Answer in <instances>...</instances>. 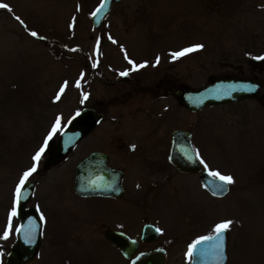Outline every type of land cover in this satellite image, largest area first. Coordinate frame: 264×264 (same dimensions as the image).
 <instances>
[{"label":"rangeland","instance_id":"374dc122","mask_svg":"<svg viewBox=\"0 0 264 264\" xmlns=\"http://www.w3.org/2000/svg\"><path fill=\"white\" fill-rule=\"evenodd\" d=\"M98 2L0 0L9 6L0 8V264L15 240L18 218L10 223L9 216L16 186L34 164L28 204L44 225L29 264H127L93 222L121 213L132 227L143 210L173 235L160 237L170 254L166 264H191V240L225 220L233 221L225 264H264V62L247 63L264 57V0H121L94 26L90 13ZM198 44L203 47L173 57ZM225 74L252 75L261 83L257 95L197 111L173 95ZM84 105L102 108L100 123L62 160L47 164L44 150L34 162L57 117L59 131L49 145ZM174 127L191 131L203 168L233 177L225 195H210L197 174L176 171L164 160ZM119 138L136 146L155 142L161 151L155 161L115 158L126 166L120 199L75 194L77 161L93 149L113 151ZM148 169L170 175L172 186L150 187ZM137 181L147 187L135 188Z\"/></svg>","mask_w":264,"mask_h":264},{"label":"water","instance_id":"95a60500","mask_svg":"<svg viewBox=\"0 0 264 264\" xmlns=\"http://www.w3.org/2000/svg\"><path fill=\"white\" fill-rule=\"evenodd\" d=\"M120 0H99L93 8L90 17L92 24L98 26L113 2ZM105 5L101 11L93 16L92 13ZM260 64L263 60H255ZM261 83L258 80L237 76L210 77L209 80L196 88L183 87L177 89L174 94L180 104L190 110H199L205 105L220 104L238 101L246 97L256 96ZM103 117V112L91 105H85L75 111L67 120L66 125L60 131L56 142L48 146L49 156L47 163H56L63 159L77 142L90 131ZM108 154L102 150H92L83 156L74 167L72 189L81 196L107 195L119 197L123 193L121 169L111 167L108 163ZM168 160L175 167L184 172H198V177L203 186L213 194L215 185L221 183L218 177H214L207 170L201 168L191 142V132L186 129L174 127L171 129V144ZM34 189V182L27 180L22 189V198L16 202V216L19 218L15 229V241L10 244L6 254L5 264H27L31 262L41 243L42 220L34 205H28ZM215 196H223L229 190ZM158 229L146 223L141 236L142 241L153 240L157 236ZM214 233L206 236H212ZM104 236L125 257H130L137 249L138 240L129 237L126 233L107 228ZM202 236V237H206ZM201 237L195 239L194 244ZM215 240H205L196 245L191 256V264H225L227 231L224 235V259L218 258V250L215 248ZM191 244V245H192ZM165 250L163 248H151L139 251L134 255L129 264H163Z\"/></svg>","mask_w":264,"mask_h":264},{"label":"flooded vegetation","instance_id":"af4514ba","mask_svg":"<svg viewBox=\"0 0 264 264\" xmlns=\"http://www.w3.org/2000/svg\"><path fill=\"white\" fill-rule=\"evenodd\" d=\"M256 58H252V57H248L247 58V63L250 67H254L255 65H257L258 63L255 62ZM261 64V63H260ZM258 64V65H260ZM224 76H238V77H244V78H250V79H255L252 75H243V74H238V75H234V74H225ZM184 87H189V86H184ZM183 88V87H181ZM193 88V87H191ZM178 89V88H177ZM175 89L173 91V95L175 96L174 92L177 90ZM255 97V96H254ZM251 98V97H250ZM244 99V98H243ZM243 99L241 100H238V101H242ZM247 99V97L245 98ZM186 108V107H185ZM188 109V108H187ZM189 110V109H188ZM103 112V117H104V111L103 110H100ZM191 111V110H190ZM103 117L97 122L100 123V121L103 119ZM96 124V125H97ZM96 125L90 130L88 131L78 142V143H81L82 141H84V139L87 137V135L89 133H91V131L96 127ZM188 130V129H187ZM171 131V130H170ZM171 134V133H170ZM120 141L117 145L114 146L113 148V151L112 150H102L104 151L105 153L108 154V157H109V160H108V163L111 167H115V168H118V169H121L123 171V177H122V186H123V193L122 195H120L119 197H113V196H107V195H94V196H106V197H110V198H114V199H120L121 197H123L125 195V175H126V166L125 164L120 160L118 162H115V158L118 157V158H124L125 156L127 155H130L131 157H134L136 155H142L143 157H146L148 158L149 160L150 159H154V161L156 160V156L159 155V152L161 151V148H159V144L158 143H155V142H149V143H146V142H142V143H138V145H132L130 143H127L125 140H123L122 138H119ZM170 141H171V135H170ZM76 144V145H77ZM93 150H96V149H93ZM101 150V149H99ZM92 151V150H90ZM89 151V152H90ZM49 152V151H48ZM88 152V153H89ZM158 153V154H157ZM168 153H169V150H168ZM157 154V155H156ZM86 155V154H85ZM83 157V156H82ZM81 157V158H82ZM80 158V159H81ZM79 159V160H80ZM78 160V161H79ZM164 160H166L170 167L173 168L174 170L176 171H179L169 160H168V154L166 155V158H164ZM77 161V162H78ZM113 161L114 164H111ZM156 167V165H154ZM203 169V167H202ZM148 171H150V174H148L146 176L147 178V181H148V184L150 187L154 188L156 185H157V188H159L160 186L161 187H167V184H169L170 186H172L171 184V181L169 180V176L165 173L164 175L161 174L160 176V172H157V173H153L150 169H148ZM194 174H197L198 175V172L197 173H194ZM166 178V179H165ZM162 181H166L164 183H160ZM135 188H138V189H143V188H146L147 187V183H143L142 181H137L136 184L134 185ZM168 190V189H167ZM75 193V192H74ZM76 194V193H75ZM78 195V194H77ZM78 196H81V195H78ZM91 196V195H90ZM81 197H87V196H81ZM146 210H143L141 213H138L136 215L135 218L132 219L131 221V224H132V227H127L124 223H126L125 221V218H123L122 214L121 213H118L116 215V218H113L112 216V212H109L107 213V221L105 220H102V221H98V222H93L95 223V226L98 228V229H102L101 231V235L103 236V238L113 247H115L109 240H107L104 236V230L107 229V228H111V229H115V230H119V231H122L124 233H126L129 237H132V238H135L138 240L139 244L137 246V249L136 251L130 256V257H125L120 251L118 248H116L121 254L122 256H124V258L126 259L127 261V264H129L130 262V259L136 255L137 252L139 251H143V250H148V249H151V248H163L165 250V256H164V263L163 264H166L170 254L168 253V250L165 246L164 243H160V237L163 236V235H166V236H171L173 237V235H169L167 233L164 232V228H162L161 226H159L158 222H159V217L158 216H154V218H150L148 216L145 215V212ZM117 212H122V211H117ZM123 213V212H122ZM40 214V213H39ZM111 214V215H110ZM109 218V220H108ZM129 219V215L126 216V220ZM42 220V219H41ZM158 221V222H157ZM148 223L149 226H152V227H156L159 231L157 232V236L155 239L153 240H148V241H142L141 240V236H142V233H143V227L144 225ZM43 225H44V222L42 220V228H43ZM140 225V226H139ZM127 227V228H126ZM139 227V230L138 231H135L133 232L132 230H134L135 228ZM209 233H201L199 234L197 237L193 238L191 240V243L193 242V240H195L196 238L198 237H201V236H204V235H207ZM190 243V244H191ZM191 258V256H190ZM65 263H68V262H65Z\"/></svg>","mask_w":264,"mask_h":264},{"label":"snow or ice","instance_id":"6c2138e0","mask_svg":"<svg viewBox=\"0 0 264 264\" xmlns=\"http://www.w3.org/2000/svg\"><path fill=\"white\" fill-rule=\"evenodd\" d=\"M8 7L9 6L7 4L0 3V8H5L6 9ZM103 7H105V5L102 4L100 8H97L96 11L92 13V15L93 16H96L101 11V9ZM16 19L19 20L20 18L19 17H16ZM31 35L32 36H37L38 34L35 33V32H32ZM97 45H99V40L97 41ZM202 47H203V45H199L198 44V45H194L192 47L185 48V49L181 50L180 52L174 53L173 54V57L174 58H177V57L183 56V55H185L187 53L196 51V50H198V49H200ZM259 59H264V57H259ZM157 60H159V58H157ZM144 66L145 65H143V64L139 65V67H144ZM81 75L83 76V73ZM121 75H127V72L121 73ZM76 84H77V87H79L80 81L78 80L76 82ZM63 91H64V86L61 87L60 93H63ZM60 93L57 94V97H56L57 99L60 98ZM84 99H87V95L86 94L84 96ZM59 126H60V118L57 117V120H56L55 124L53 125L51 131L49 132L48 136L46 137V139L44 141V146H42L36 152V154L33 156V161L34 162L40 160V157H41L42 153L45 150V146H47L48 141L52 138V136L57 131H59ZM196 156L199 157V153L198 152L196 153ZM201 163H203V161H201ZM35 171H36V166L34 164L33 167L30 168L29 170L25 171L23 173L22 177L20 178V181L17 184L16 190H15V198H16V202L17 203L22 198V189L25 187L28 178ZM211 175L214 176V177H218L219 181L221 182V183H218V184L215 185V190H213V195L222 194L224 191L227 190L226 189V186L227 185L234 183V179H233V177L231 175H222L218 171L212 172ZM15 214H16V211H15V207H14L12 209L11 213H10V216H9L10 223H11V217L14 216ZM41 219H43V217H41ZM232 224H233V221L232 220H225V221H222V222L216 224L215 227H214V229H213L214 235H212V236H206V237H201L194 244L190 245L187 255L188 256H192L193 249L196 247V245L200 244L202 241H205V240H215L216 243H215L214 246L218 250V258L222 262L223 259H224V235H225V232L230 229V227H231ZM8 234H9V232L6 229L5 232H4V237L6 238L8 236Z\"/></svg>","mask_w":264,"mask_h":264},{"label":"trees","instance_id":"16d2710c","mask_svg":"<svg viewBox=\"0 0 264 264\" xmlns=\"http://www.w3.org/2000/svg\"><path fill=\"white\" fill-rule=\"evenodd\" d=\"M98 109H100V110H101L102 108H101V107H99Z\"/></svg>","mask_w":264,"mask_h":264}]
</instances>
